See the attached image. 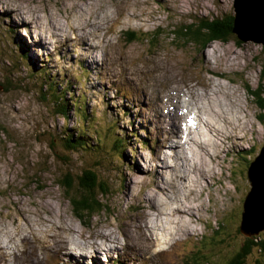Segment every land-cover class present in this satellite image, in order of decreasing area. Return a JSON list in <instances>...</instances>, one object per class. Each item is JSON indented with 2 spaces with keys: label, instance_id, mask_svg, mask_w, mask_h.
Wrapping results in <instances>:
<instances>
[{
  "label": "rangeland",
  "instance_id": "1",
  "mask_svg": "<svg viewBox=\"0 0 264 264\" xmlns=\"http://www.w3.org/2000/svg\"><path fill=\"white\" fill-rule=\"evenodd\" d=\"M235 4L236 0H0V83L8 89L0 92V248L9 246L0 249V264H31L24 258L34 249L18 242L21 237L41 243L36 245L39 264H230L235 259L250 238L241 232L244 203L252 189L249 161L264 148V110L249 91L264 93V45L257 39L244 43L232 38L203 51L173 35L193 20L230 19L236 16ZM132 32L144 38L130 43ZM177 79L184 100L191 104L215 96L217 87L218 98L242 118V132L235 133L241 141H230L221 158L209 162L210 181L194 198L200 212L192 237H183L165 253L140 256L128 252L129 244L137 242L142 230L150 235V227L141 226L150 223V212L156 213L152 203L165 209V195L155 180L162 170V134L150 110L151 100L159 97L147 86L159 85L162 93L170 88L168 81L174 87ZM77 98L93 123L92 134L96 129L103 133L101 138L86 137L92 151L65 147L63 136L77 138L76 130L83 127L73 103ZM262 99L264 105V95ZM61 106L68 107L65 115H59ZM109 126L128 144L121 157L124 165L104 159L112 144ZM98 148L100 152H94ZM88 170L107 183L103 188L110 194L96 192L91 198L103 210L93 215L79 210L80 219L74 201L86 194L80 180L87 179ZM67 175L75 183L69 194L59 185ZM165 193L167 198L171 195L170 190ZM175 199L168 198V205L174 206ZM51 226L46 241L59 239L48 247L39 232ZM67 229L84 237L111 232L122 241L118 250L125 251L118 254L121 258L75 260L79 250L69 244L63 257L58 256L55 252ZM256 260L254 251L246 264H258Z\"/></svg>",
  "mask_w": 264,
  "mask_h": 264
},
{
  "label": "bare ground",
  "instance_id": "2",
  "mask_svg": "<svg viewBox=\"0 0 264 264\" xmlns=\"http://www.w3.org/2000/svg\"><path fill=\"white\" fill-rule=\"evenodd\" d=\"M48 24L51 26L52 29H55L53 27L52 21L48 22ZM82 41L84 44H86L85 42H87V39L85 38V35L82 36ZM164 72L166 74V69ZM169 72L170 70L167 71V73ZM132 76H134V73ZM164 78L166 77H163L162 79ZM138 79L140 82L141 79L140 78ZM179 82H181L180 79H177L176 81L177 85L174 84L175 86L171 87V85L173 84H171L168 81L170 85L168 87L170 88L167 91H164L165 90L164 87L162 93L158 92L159 89L157 90L159 85H157V87L155 85L147 86L151 90H153V92L156 93L157 96L159 97L157 100L156 99L151 100L150 110L154 111V115L152 117L155 120V123L153 124L159 130V133L162 134L161 149L159 155L160 156L159 166L162 168V170L161 172H159V174L158 172H156L157 177L155 178V180L156 183H158V185L160 186L159 190L161 194L163 193L165 195V197L162 200V204L165 205V209H163L160 206H157V204L155 205L157 206V208H155V206L152 203L151 207H153L156 213L150 212L149 215H152L153 217L152 219L150 218L151 219L150 223L146 226H141L142 229H146V228L148 229V227H150L149 229L150 235L144 236L145 233L143 232H146V230L141 229L142 231L138 235L137 242L130 244L128 243L131 246V250L128 252L132 254H139L140 256H145L148 254L152 255L154 252L157 254L160 253L162 254V252L165 253L166 251L170 250L171 248L170 246L172 245L175 246L176 243L178 241H181L183 237H187L188 240L189 238L192 237L191 234L194 233V228H193V225L195 223L194 220L197 217V213L200 212V210H198V212L196 210L197 206L194 201V198H195V194L200 191L201 186L203 185L206 189L209 183L208 180L211 178V173L209 168L211 166L209 165V162L216 157L221 158L222 149L227 144H229L230 141L233 143V145H236L241 141L239 135L242 132L241 130L242 118L237 111L231 112L230 109L225 105L226 103H224L222 99L218 98L217 95L219 90L217 87L216 90L215 89L213 90L214 93L213 95L215 96H211V97L205 98L204 94L201 92L202 90L198 91L201 94H203L204 98L197 104H195L196 101L193 104H191V102L193 101L184 100V95H183L184 91L183 88L180 86ZM157 83L160 82L157 81ZM153 101H156V103L153 104ZM161 108L163 112L160 111ZM157 122H159V125L157 124ZM159 126L163 129V132ZM244 127L245 128L243 130L244 131L247 130L246 125ZM239 130L240 133L235 136V133ZM231 136L232 137L235 136V137L230 139ZM216 177L218 176L216 175ZM172 181H174V185H172ZM166 189L170 190L171 192V195L168 194V198L172 197L175 199V196L180 194V198L178 200L175 199L174 206L168 205V198L165 193ZM179 201H181L180 205H179ZM172 216L176 217V220L172 221ZM30 228L33 229L32 235H36L34 234V232L36 233L35 227L32 226ZM51 228L52 226L46 229H42L39 232L40 241L42 243L45 242L46 244H48V247L53 246V244L56 243V241L59 239V238L55 239V237L54 238L52 237L53 239L51 241L49 242L46 241L45 236L47 234V231ZM152 229H154V231H152ZM76 231L72 229L71 230L67 229L68 233H64L63 239L61 238L62 243L61 244L59 243L60 244L59 250L55 252L58 256L63 257V255L69 250L70 247L69 244H74V246L79 250V253H76L74 255L75 260H78V258L86 259L87 257L96 259L99 258L100 255H105L106 258L109 259V256H118L120 252L125 251L123 249H121V251L118 250L122 241L119 242L117 240L118 237L111 232H107V235L103 237H101L100 235H104L106 233H102V234L99 233L96 235L91 234L90 236L84 237L83 234H81L79 231L78 232ZM75 233L79 234L83 240H81L80 237L75 239L72 238L71 235L73 236ZM171 236H173L172 240H171ZM4 238L8 239V236ZM129 238L132 239L131 234ZM99 240H101V242ZM19 241L22 242V245L24 246L31 245L32 248L34 249L33 251H30V249H28V252L30 253L26 256L23 254L25 256L24 260L28 259L26 260V262L29 261L31 262V264L36 263L37 262L36 245L39 244L40 242L39 241L35 242L32 239V237H30L29 240H24V238L21 237L19 238L18 242ZM13 246L12 248H15ZM5 247H9V246H5ZM5 247H2L0 249L5 250ZM60 248H63L62 251L60 250ZM106 258H104V260H106ZM15 259L20 263L21 261H23L21 256L17 254L15 256ZM36 264H39V262Z\"/></svg>",
  "mask_w": 264,
  "mask_h": 264
},
{
  "label": "trees",
  "instance_id": "3",
  "mask_svg": "<svg viewBox=\"0 0 264 264\" xmlns=\"http://www.w3.org/2000/svg\"><path fill=\"white\" fill-rule=\"evenodd\" d=\"M235 28V16H233L230 19H219V18H213V20L210 19H201V20H193L192 24L190 25H184L180 29L173 32V35L175 36V39L181 40L186 45L189 44H195L196 46H200L203 51H206L211 44L215 42H224L229 43L231 42V39H235V41H239L237 35L234 33ZM144 38L143 36H138V33L132 32L130 34V37L128 38L130 43L136 42L138 39L141 40ZM147 40V39H146ZM40 73V72H39ZM249 90V89H248ZM251 92V95L258 98L257 104L260 105L262 110H264V105L262 104L263 99L262 96L264 95L262 90L253 91L249 90ZM60 105L62 103V98L59 99ZM74 106L76 111L79 110V119H83V127H79L81 129L76 130V137L75 135L66 134L63 136V139L65 141V147L68 149H71L75 151L77 148L76 146H80V149L83 150H94V148H89V145L93 147L90 142L87 141L86 137L88 139H93V136H97V138H101L100 134H103L99 132L97 129L93 133V123L89 118V115L87 114L86 108H84V102L80 99H74L73 100ZM67 106L59 108V115H65V113L68 111ZM89 124V126H88ZM110 130L109 133V139L112 144H110V148L107 149V151L104 152L105 156L104 159H108L109 161H112L113 163L122 162L123 165L125 164V160H123L121 157L124 156L125 151L128 148L127 142H125V138L119 137L117 133V128L113 129L111 126H109ZM104 136L103 138H105ZM78 148V149H79ZM94 152H100V149H96ZM103 154V155H104ZM249 166H251V162L249 161ZM86 174L87 179L83 177L80 180L81 187L85 190L86 194L83 195L81 201H74L75 203V212L79 216L80 219H82V214L79 210L89 211L91 214L92 212H97L103 210L100 206V203L91 198L95 195L96 192H102V194L108 193V190H104L105 188V182L101 180L99 175L94 171L88 170ZM91 172V173H89ZM74 179L71 175H67L66 177H62V179L59 182V185L63 186L67 189L66 193L69 194L71 190H73L74 187ZM98 189V191H97ZM101 207V208H100ZM82 215V216H81ZM93 215V214H92ZM218 232H216L217 235ZM261 235V234H260ZM247 244L244 246V249L233 259L230 264H246L248 260V256H250L254 251L256 252L258 256V264H261L264 261V235L261 236H251L250 238H247Z\"/></svg>",
  "mask_w": 264,
  "mask_h": 264
},
{
  "label": "water",
  "instance_id": "4",
  "mask_svg": "<svg viewBox=\"0 0 264 264\" xmlns=\"http://www.w3.org/2000/svg\"><path fill=\"white\" fill-rule=\"evenodd\" d=\"M235 9L234 33L238 39L244 43L257 39L264 45V0H236ZM7 90L0 83V92ZM249 180L252 189L244 203L241 232L251 237L264 232V148L250 166Z\"/></svg>",
  "mask_w": 264,
  "mask_h": 264
}]
</instances>
